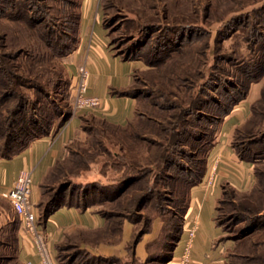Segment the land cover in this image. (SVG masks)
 Segmentation results:
<instances>
[{
	"label": "rangeland",
	"instance_id": "obj_1",
	"mask_svg": "<svg viewBox=\"0 0 264 264\" xmlns=\"http://www.w3.org/2000/svg\"><path fill=\"white\" fill-rule=\"evenodd\" d=\"M17 1L0 0V57L6 53L18 54L26 46L31 47L37 43V35L33 27H30L35 19L44 18L37 24L45 30L47 26L52 27L51 20L56 19L57 15L66 9L81 10L82 0H23L25 4L21 8L28 17L22 15L21 19L13 17L19 12ZM99 2L100 6H103L102 22L105 18L103 25L116 54H123V48L132 42L136 38L134 35L142 29L130 25L146 26L149 23H160L161 32L142 30L148 42L145 43L144 49H139L140 42L136 43L132 54L135 60L140 61V66L133 70L131 82H134L133 86L138 91H144L136 105L132 125L124 130L118 126H111L93 114H84L81 117V137L76 138L72 147L74 152L82 154V158L79 157L72 164L67 162L63 167L61 178H69L72 181L64 195L67 199H73L77 206L83 201L81 192L86 190L91 192L86 200L93 203L89 207L94 211L97 208H105L121 212V217L111 219V228L107 226L105 230L113 234V240L101 242L99 236L103 231H99L90 235L89 239L93 242L83 243L86 247L96 250L99 255L111 256L115 264H166L168 261L163 263L156 261L155 258L161 249L170 248L167 243L168 234L174 230L178 221L174 216L177 210L176 203L182 201L180 195L177 198L173 195L171 184L178 188L182 180L180 177L171 176L170 169H167L168 173L165 175L154 176L151 164L159 159L164 162L166 159L164 154L171 155V152L190 163L189 155L182 152L183 150L194 152L196 149L195 146H191L189 132L193 135L205 132L208 138L214 134L208 127L196 124L197 120L202 122L201 124H206V116L218 114L217 103L229 102L228 95L234 91L233 81L238 82V79L240 81L244 77L239 66L250 63L255 50L257 53L259 50L262 53L264 51L262 49L264 23L255 30V39L249 43L243 39V33L248 28L240 26L231 18L244 14L246 19L250 14L252 20H263L264 0H99ZM164 4L167 7L166 14L161 8ZM256 7L260 9L257 11ZM188 24L194 26L188 27ZM178 25L185 27H181L182 30H167ZM184 28L186 30H183ZM162 41L166 43L162 44ZM22 60L25 61V58L20 57L14 62ZM242 60L247 62L244 63ZM62 62L66 65L64 61ZM18 73L21 74L20 80L23 82H29L33 78L30 73L24 71ZM261 77L262 79L249 86V89L250 87L259 89V94L264 72ZM17 88L22 95L32 91L23 86ZM193 88L195 89L192 90ZM193 97L198 98L196 102L198 101L200 106L188 115ZM65 98L62 91H54L50 98H42L37 105L39 117L46 116L48 120L54 114L53 107L70 112V117L82 112L74 110L71 98ZM138 112L144 117L138 116ZM200 114L203 116L200 117ZM147 117L155 121H146ZM54 127L55 121L52 129ZM173 130H179L180 133L173 134L171 133ZM170 137H175L174 141L178 143L176 145L170 143ZM217 160L219 163L220 158ZM263 167L264 165L260 164L259 168ZM128 175H134L138 179H132L118 189V182ZM55 178L50 176V186L57 183ZM214 179L215 176L207 185L213 184ZM257 185L258 182L254 186ZM120 189L124 191L117 199L118 197L114 196ZM101 192H105L111 199L101 197ZM250 192L228 189L221 195L218 215L223 220L222 228L230 239L237 238L238 234L243 233V228L249 221L240 220L241 214L253 218L257 215L256 208H261L260 213L264 214V194L260 193V200L257 202L247 199ZM143 195L146 197L141 203ZM5 199L0 195V215L1 213L8 215L7 220L15 219L12 210L7 208L8 202ZM68 205L65 204L63 207H70ZM241 206L243 208L239 209ZM2 225L0 224V228ZM73 230L74 228L63 233L70 234L61 238V246L64 248L60 251V260L57 258L59 251L55 248L54 259L57 264H60V261L63 264H71L69 254L76 250L72 244L78 246L79 243L72 237L76 235L72 233ZM244 234L241 241L235 243V251L252 253L254 255L252 263L264 264V221L252 224ZM0 238L2 239L1 235ZM83 256L82 253L73 264L82 263ZM21 261L25 264L23 260Z\"/></svg>",
	"mask_w": 264,
	"mask_h": 264
},
{
	"label": "trees",
	"instance_id": "obj_2",
	"mask_svg": "<svg viewBox=\"0 0 264 264\" xmlns=\"http://www.w3.org/2000/svg\"><path fill=\"white\" fill-rule=\"evenodd\" d=\"M24 4L25 3L23 0L17 1L18 11L21 12V14L18 11H14L18 12V14L17 16L13 15V17H15L16 19H21V17H23L22 15H24L25 18L28 17V14L24 12V10L21 8L24 7ZM161 8L163 10L162 12H165L166 14V4L162 5ZM262 8L264 9V5ZM259 9L260 8H257L256 10L258 11ZM256 10H254V13L257 12ZM80 15V10L74 11L73 8L72 10L66 9L63 13H59L56 19H52L51 24H53V26H47L45 30H43L42 27L38 26L37 24L43 21L44 18H42L41 20L35 19V22L33 24H30V27H33L32 29H34V32L37 35V43L35 45H32L31 47L26 46L18 54L6 53L0 57V159L11 158L12 156L16 155L17 153H20L23 149H25L32 140L48 134L50 130H52V125L54 121L55 127L53 128V130H56L62 124H64L66 120L70 118V112H66L62 110L63 108L59 109L57 107L52 108V113L54 114H52L48 120H46V116L40 118L39 113L37 112V110H39V107L37 105L42 98H50L51 93L54 91L64 92V96L66 97L65 99L71 98V80L67 67L63 64L62 61L65 62L66 57L69 56V54L72 53L79 45ZM250 16L251 15L248 14L245 19L244 14H240V16L231 18L232 21L235 20V22L237 24H240V26L248 28L243 33V39H246L249 43L253 42V40L255 39V30L258 29L260 24L264 23V19L252 20ZM103 22L105 23V18L103 19ZM193 22L196 23L195 21ZM133 26L142 29L138 31L137 35H134L136 38L133 39L132 42L127 44L125 48H123V54L117 53L121 56L122 59L125 60H131L135 58L134 56H132V54L135 51L134 48L136 46V43L140 42L139 49H144L143 47L145 43L148 42L147 37L142 34V30L150 29L152 31L157 30L161 32L160 23H149V25L146 26H144V24L130 25V27ZM193 26L194 25L192 24H188V27ZM181 27L185 26L178 25L174 28L172 27L167 30H182ZM183 30L186 29L184 28ZM164 37L165 36H162V38ZM164 43L166 42L162 41V44ZM262 49H264V47ZM20 57H24L25 61L22 60L18 61L17 63L14 62ZM6 59H8L10 62H8V60ZM250 59L251 62L248 63L246 66H239L242 72L241 74L244 77L240 81L238 79V82L233 81L232 87H234V91L232 90L231 93H229L228 95V98H230L229 102L219 103L218 101H216V103L218 102V114L206 116V124H201L202 122L200 123V121L197 120L196 124L208 127L214 132V134H212L208 138L205 132H200L201 134L194 133V135L189 132V135L191 136V146H195L196 149L194 152H189L187 150H183L182 152L185 155H189L188 162L190 163H187L184 158H181V156H175L174 152H171V155H169L168 153L164 154L166 156L164 162L159 159L151 164L153 165L152 172L154 173V176L165 175V173H168L167 169H170L172 171L170 174L171 176L180 177L179 179L182 180L181 185L178 188H176L175 184H171V186H173V195H175L176 198L179 197L178 195H180L182 201H180V203H176L177 210L176 212H174V216L177 217L178 221L177 224L174 226V230L172 229V231L168 234L167 243L168 246L170 245V248L168 250L161 249L157 253V256L155 258L156 261L159 260L164 263L170 260L172 257L175 244H177L183 231L184 217L190 201V190L193 186L199 184L204 176V173L207 168L208 155L218 140V135L221 129L220 127L223 123L224 118L231 112L235 104L243 100L246 95H248L247 92L250 84L253 82H258L260 79H262L261 75L264 72V51L262 53V51L259 50V52L257 53L255 50L253 52V55H251ZM1 62L3 63L2 65ZM243 62L245 63L247 61ZM20 71L30 73L33 78H31L29 82L21 81L20 78L22 76L20 73H18ZM63 75L65 76L63 77ZM133 84L134 82H131L130 85L122 87V89L113 88L112 93L116 95H129L131 97H134L136 100V107L139 101V97L144 91H138V89L134 88ZM22 86L25 88H29L32 91L30 93H26V95H22L19 91H17V87ZM194 89L195 88H193L192 90ZM196 100H198V98L196 99L195 97H193V100L191 101L193 102V104L188 108V115L192 114L194 109L200 106V103L198 101L196 102ZM250 111L251 112L246 118V120L240 125H238L237 128H235L230 141V146L239 158L253 162V170L255 177L257 178L256 182H258V185H253V189H250L252 193H249L250 195H248L247 199L256 200L257 202H259L260 193L264 194V167L263 169L259 168L260 164L264 165V81L260 89L259 97L257 99H254V101L250 105ZM82 116L84 115H81V117ZM138 116L144 117V115L140 112H138ZM201 116H203V114H200V117ZM98 118L110 124L111 126H118L124 130H127L128 127L132 125L131 122L133 120H128L125 125H119L108 122L100 117ZM141 121L143 120L141 119ZM146 121L153 122L155 120H150L147 117ZM80 125V128H82V124ZM171 128L174 129V127ZM175 132H177V134L180 133L179 130H173V132L171 133L174 134ZM174 140L175 137L169 138V142L176 145L178 142ZM74 142H76V139L72 140V142H69V144L66 146L64 156H62L59 160L54 163V165L45 175L40 184V199L36 203V207L39 214V222L42 225L46 222L47 217L51 213H53L59 207L65 206V204H69L68 206L70 207L75 206L80 211L93 205V203L87 201V197H89L91 192H86V190L81 192V198H83V201L79 202L77 206L74 204L73 199H67L64 195V191L67 187L69 188V186L72 184V181L69 178H61L60 174L63 170V167L67 162H70L72 164V162L77 160L79 157L82 158V154H79V152H74V149L72 147ZM50 176L56 177L55 179L57 180V183L53 186H50L49 184ZM135 177L136 176L134 175H128L126 178L120 180V182H118L119 184L117 185L118 189L120 186L122 187L124 184H127L130 180L138 179L137 177ZM228 189L240 192L235 190L229 184H223L221 195ZM119 191L116 192V195L114 196H117V199L121 197L124 190L120 189ZM221 195L219 196L216 203L217 211L215 213V221L219 226L222 227L223 220H221L218 215ZM100 196L106 199H111V197L107 196L105 192H101ZM145 197L146 196L144 195L142 196L141 203L144 202ZM5 201L8 202L7 208L13 210L10 202L7 199H5ZM171 201H173V199H171ZM240 204L243 205L242 202ZM242 208L243 207L241 206V208L239 209ZM256 210L257 215L253 218L249 216L250 219L249 217L243 216V214L239 213V216L241 214L240 217H242L240 220L244 222L246 220L249 221L243 228V233L238 234L239 236H237V238H231L233 239L234 246L229 253V264H254L252 263L254 255L248 252H236L235 245L241 241L242 237L245 235L244 231H247L248 227H251L252 224L260 220L264 221V214L260 213L262 209L256 208ZM95 212L104 219V223L102 226L96 228H74V230L72 231V233L76 234L72 237H75L74 239L79 243L78 246H76V244H72V247H74L76 250L69 254L71 264H73V262L80 255H82V253L84 254V259L80 264H115L111 256L103 254L99 255L96 250L86 247V245H84L83 243L93 242L89 239L90 235L99 231H103L102 235L99 236V240L101 242L112 241L113 234L108 233L105 230L108 227L111 228V219L121 217V212H113L112 210H106L105 208H97L95 209ZM19 231L20 225L19 221L17 220V216L15 217V219L13 218L11 220H7L5 224L1 226L0 235L2 236V239L0 238V264H23V262L18 256V252L20 249ZM67 234L65 233V235ZM65 235L62 234L61 238H64ZM61 238L60 241L56 243V249L59 251V254H57L58 260L61 259L60 251L64 248H62L61 246ZM76 238H79V240ZM224 238L230 239L227 233H225ZM161 243L162 242H158V244ZM59 263L63 264L61 261Z\"/></svg>",
	"mask_w": 264,
	"mask_h": 264
},
{
	"label": "crops",
	"instance_id": "obj_3",
	"mask_svg": "<svg viewBox=\"0 0 264 264\" xmlns=\"http://www.w3.org/2000/svg\"><path fill=\"white\" fill-rule=\"evenodd\" d=\"M99 0H82L80 15V42L78 47L66 57L65 63L71 85L75 82L77 68L85 64L89 71L88 92L97 96V107L81 110L72 115L56 130L32 140L20 153L11 158L0 159V195L9 189L18 171L28 170L32 177V201L40 199V184L54 163L64 156L66 146L72 140L81 137V115L93 114L108 122L125 125L135 113L134 97L116 95L113 88L128 86L132 81L133 70L140 66L139 60H125L116 54L109 42L106 28L102 22ZM259 89L250 87L248 95L234 105L224 118L216 144L211 149L207 167L215 158H220L213 184H197L190 190V201L186 211L183 231L173 254L166 264H178L182 251L185 227L194 215L199 224L189 264H229V253L234 246L231 239H225V232L215 221L216 203L221 195L223 184L231 185L235 190H250L256 182L254 164L243 160L232 150L230 141L238 125L250 114V105L259 95ZM13 212V210H12ZM16 217L15 212H13ZM7 216L0 215V224H5ZM104 219L92 207L80 211L75 207H59L51 213L43 224L49 245L54 256L56 243L66 230L73 228H96L102 226ZM20 249L18 256L25 262L32 254V244L19 231ZM33 260L36 262V258Z\"/></svg>",
	"mask_w": 264,
	"mask_h": 264
},
{
	"label": "built area",
	"instance_id": "obj_4",
	"mask_svg": "<svg viewBox=\"0 0 264 264\" xmlns=\"http://www.w3.org/2000/svg\"><path fill=\"white\" fill-rule=\"evenodd\" d=\"M89 71L85 64L77 68L75 82L71 85V101L75 111L97 107L100 100L97 96L88 92ZM207 173L204 175L203 184L213 181L217 170V158L214 159ZM32 177L28 170L18 171L11 186L3 193V196L10 202L21 231L32 244L31 256L25 260V264H57L52 254L49 238L43 225L39 222V214L36 203L32 201ZM199 220L196 215L189 221L185 228V235L182 240V252L178 264H189L193 246V240L198 230ZM36 258V262L33 258Z\"/></svg>",
	"mask_w": 264,
	"mask_h": 264
}]
</instances>
